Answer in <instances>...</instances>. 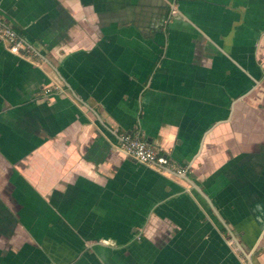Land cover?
I'll list each match as a JSON object with an SVG mask.
<instances>
[{
    "label": "crops",
    "instance_id": "0c3cea01",
    "mask_svg": "<svg viewBox=\"0 0 264 264\" xmlns=\"http://www.w3.org/2000/svg\"><path fill=\"white\" fill-rule=\"evenodd\" d=\"M0 23L33 56L0 42V264H264V0H0Z\"/></svg>",
    "mask_w": 264,
    "mask_h": 264
},
{
    "label": "built area",
    "instance_id": "2783aa9c",
    "mask_svg": "<svg viewBox=\"0 0 264 264\" xmlns=\"http://www.w3.org/2000/svg\"><path fill=\"white\" fill-rule=\"evenodd\" d=\"M0 42L6 45L9 53L24 58H30L32 51L26 47L18 35L9 27L0 23ZM119 150L126 156L135 160L138 164L149 167L156 172L171 170L170 159L163 153L153 149L148 143L139 137L124 134L119 138ZM178 176H184L183 169H173Z\"/></svg>",
    "mask_w": 264,
    "mask_h": 264
}]
</instances>
